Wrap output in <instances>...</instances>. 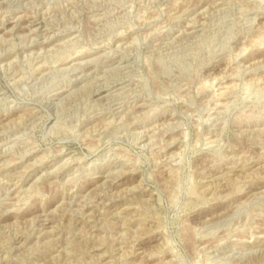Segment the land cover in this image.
Returning <instances> with one entry per match:
<instances>
[{"label": "rangeland", "instance_id": "obj_1", "mask_svg": "<svg viewBox=\"0 0 264 264\" xmlns=\"http://www.w3.org/2000/svg\"><path fill=\"white\" fill-rule=\"evenodd\" d=\"M0 9V264H264V0Z\"/></svg>", "mask_w": 264, "mask_h": 264}, {"label": "bare ground", "instance_id": "obj_2", "mask_svg": "<svg viewBox=\"0 0 264 264\" xmlns=\"http://www.w3.org/2000/svg\"><path fill=\"white\" fill-rule=\"evenodd\" d=\"M1 10V9H0ZM4 14V13H3ZM26 26V25H25ZM31 29V28H30ZM29 42V41H28ZM67 55V54H66ZM64 60V59H63ZM74 63V62H73ZM81 63V62H80ZM39 64V63H38ZM17 171V170H16ZM53 181V180H52Z\"/></svg>", "mask_w": 264, "mask_h": 264}]
</instances>
